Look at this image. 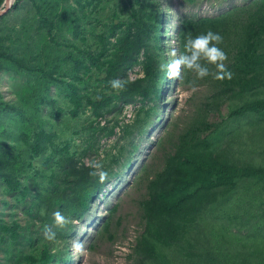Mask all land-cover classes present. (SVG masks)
I'll return each mask as SVG.
<instances>
[{"label":"trees","instance_id":"obj_1","mask_svg":"<svg viewBox=\"0 0 264 264\" xmlns=\"http://www.w3.org/2000/svg\"><path fill=\"white\" fill-rule=\"evenodd\" d=\"M19 11L26 24L15 29L9 20ZM208 30L222 35L233 78L183 73L209 95L158 142L163 165L145 178L129 264H264V0L179 18L178 53L187 34ZM168 37L156 0H15L0 16V75L14 82L18 100L0 99V264L67 263L74 222L161 113L163 84L171 86L159 69ZM135 68L141 75L133 78ZM113 79L126 81L119 93ZM224 105L225 119L209 121ZM117 129L125 146L98 159L101 140ZM93 159L108 172L104 183L89 175ZM55 211L72 222L55 227ZM112 226L110 212L100 237L112 239Z\"/></svg>","mask_w":264,"mask_h":264},{"label":"rangeland","instance_id":"obj_2","mask_svg":"<svg viewBox=\"0 0 264 264\" xmlns=\"http://www.w3.org/2000/svg\"><path fill=\"white\" fill-rule=\"evenodd\" d=\"M156 1L159 3L164 17V31H167V35L170 36L168 40L163 41V44L168 47L172 45L177 50L175 38L177 37L179 18L186 16L215 17L234 7L249 5L254 0ZM25 19V11H19L10 17L9 23L15 29H20L22 22L26 24ZM138 70L135 68L130 76L133 78L140 76L141 72ZM170 84V87L163 84V102L158 103L161 113L153 119L144 135L136 140L134 145L137 149L132 154L123 152V160L118 166H115L118 176L112 178L103 194L93 203L88 216L80 222H74L75 230L69 240L68 261L65 264H129L128 255L133 240L141 230L137 204L145 194V178L147 176L151 178L153 173L159 171L163 165L158 142L164 139L170 130L172 135H176L191 119L197 105L205 101L209 95L206 84H197V90L191 92L188 87L189 83L186 82L184 76L181 80H171ZM16 89L17 87L8 75H0V99L2 98L10 104H17ZM227 108L225 105L222 106L221 116H210L209 121L219 122L225 119L228 113ZM133 109L134 106H129L123 110L121 116L123 122L131 121ZM60 127L57 126L58 129ZM74 142L79 144V138L75 137ZM99 146L100 156L98 159L106 154H116L121 146H125V141L121 140V131L117 129L114 136L102 139ZM1 197L2 193L0 192V199ZM113 209L114 211H112ZM110 212L113 222L110 232L113 235L112 239L107 236L100 237V232ZM74 240L83 243L85 251L82 254H73L71 242ZM91 245L94 247L93 249H90Z\"/></svg>","mask_w":264,"mask_h":264},{"label":"clouds","instance_id":"obj_3","mask_svg":"<svg viewBox=\"0 0 264 264\" xmlns=\"http://www.w3.org/2000/svg\"><path fill=\"white\" fill-rule=\"evenodd\" d=\"M222 43V35L212 30L195 36L189 33L185 37L183 52L178 53L176 48L170 45L169 51L166 53L169 60L161 63L159 69L166 73L169 80H181L185 72L192 73L196 80H203L209 76L221 82L231 80L233 73L227 65L228 55L220 47ZM109 84L113 90L119 93L124 89L126 81L113 79L109 81ZM188 87L191 92H195L197 90L195 80L189 83ZM86 166L90 169L89 175L98 178L100 183H104L108 179V172L102 162L95 159L88 160ZM53 220L54 226L61 229L72 222L60 211L53 213ZM44 235L47 240H54L56 237V233L48 225H45ZM71 244L74 255L82 254L85 251L83 243L79 240H74Z\"/></svg>","mask_w":264,"mask_h":264},{"label":"water","instance_id":"obj_4","mask_svg":"<svg viewBox=\"0 0 264 264\" xmlns=\"http://www.w3.org/2000/svg\"><path fill=\"white\" fill-rule=\"evenodd\" d=\"M15 0H13L14 3ZM10 0H4L3 8L0 10V16L5 14L13 5Z\"/></svg>","mask_w":264,"mask_h":264},{"label":"bare ground","instance_id":"obj_5","mask_svg":"<svg viewBox=\"0 0 264 264\" xmlns=\"http://www.w3.org/2000/svg\"><path fill=\"white\" fill-rule=\"evenodd\" d=\"M10 2L13 3V0H11Z\"/></svg>","mask_w":264,"mask_h":264}]
</instances>
